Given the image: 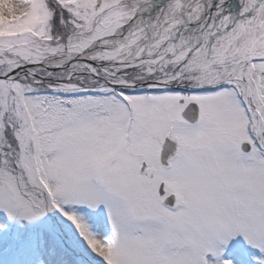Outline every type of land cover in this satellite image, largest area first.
Segmentation results:
<instances>
[{"label":"snow or ice","instance_id":"1","mask_svg":"<svg viewBox=\"0 0 264 264\" xmlns=\"http://www.w3.org/2000/svg\"><path fill=\"white\" fill-rule=\"evenodd\" d=\"M0 264H264V0H0Z\"/></svg>","mask_w":264,"mask_h":264}]
</instances>
